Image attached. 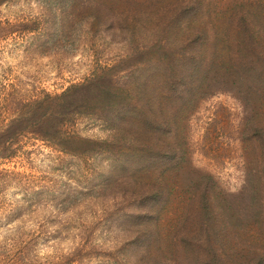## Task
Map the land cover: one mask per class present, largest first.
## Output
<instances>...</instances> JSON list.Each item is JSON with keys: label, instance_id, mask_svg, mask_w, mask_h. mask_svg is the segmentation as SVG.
<instances>
[{"label": "rangeland", "instance_id": "374dc122", "mask_svg": "<svg viewBox=\"0 0 264 264\" xmlns=\"http://www.w3.org/2000/svg\"><path fill=\"white\" fill-rule=\"evenodd\" d=\"M160 1L0 0V264H144L138 226L154 222L164 238L154 260L197 264L176 237L200 225H188L187 199L189 180L205 176L217 198L225 193L242 238L247 229L236 264L249 252L264 256L247 204L260 189L264 105L243 104L239 72L223 66L183 104L160 93L154 120L131 115L142 109L132 90L141 70L172 68L157 62L159 53L172 57ZM216 51L226 62L221 45ZM174 159L187 167L188 187L168 167Z\"/></svg>", "mask_w": 264, "mask_h": 264}, {"label": "trees", "instance_id": "16d2710c", "mask_svg": "<svg viewBox=\"0 0 264 264\" xmlns=\"http://www.w3.org/2000/svg\"><path fill=\"white\" fill-rule=\"evenodd\" d=\"M209 2L210 0H174L166 3L161 0L158 3V19L163 33L168 35L166 42L167 46L171 47L169 52L172 53V57L163 59L167 57V54L162 52L159 56L163 57H159L157 62L161 64L163 61L165 64V60H171L172 68L167 67L166 71V68L161 69L151 65L142 69L141 74L135 78L132 90L137 94L138 107L141 106L142 109H134L131 115H135L137 120H143L145 116L154 120L158 111H153L151 107L156 106L152 105L153 103L163 105L157 99L160 93L165 102L175 101L180 104L185 103L187 99L189 102L193 98L202 96L206 92L204 83L211 80L214 73L223 72V66L225 72H230L229 75L239 72V77L234 84H237L238 94L242 95L240 98L243 104L248 106L247 108L259 99L263 100L264 105V0H229L223 6L214 8ZM134 16L137 23L141 21L139 16L137 17L136 14ZM211 16L216 18L214 23L210 22ZM203 21H206L204 26ZM220 45L222 51L227 53L226 62L217 55L216 50ZM153 83L155 85H152ZM118 110V116L124 121L127 111L122 107ZM128 123L129 121L127 126ZM259 125L261 124L257 123V118L255 121L252 120L251 127L256 133L262 131ZM171 166L177 173L175 177L179 180L183 177L182 181H186L188 187V179L186 180L184 176L187 167L183 165L181 159L177 161L174 159L168 167ZM262 166L258 179L259 192L252 194L247 204L250 206L249 202H251L254 205L259 217L257 225L263 236L264 159ZM183 172H185L184 175H182ZM200 175L198 174L196 178ZM201 179L196 186L193 180H189L194 195L192 193L193 196H188L189 199H187L190 204L188 225L189 223L195 225L197 219L200 225L196 229L194 226L188 227L184 235L176 237L179 241H175L181 243L178 245L180 248L189 247V253L196 258L197 264H236L235 259L243 255L239 251L240 248L249 243L247 239H244V236L248 234L247 229L243 230L242 238L239 234V220L233 223L231 219L233 216L231 214L227 216V210L222 207L223 204L227 207L221 201L225 193L221 192L217 198L214 193L216 189L214 182H211L213 178L205 176ZM198 186L199 189H197ZM213 195L216 202L212 201ZM230 197L234 198V196ZM237 198L241 201V194ZM227 201L229 202L230 199ZM138 228L141 229L136 240L143 250L144 264H162L151 256L152 249L160 252L162 247L160 244L164 240L157 223L139 225ZM245 258L246 264H264V256H257L252 252L245 255Z\"/></svg>", "mask_w": 264, "mask_h": 264}]
</instances>
